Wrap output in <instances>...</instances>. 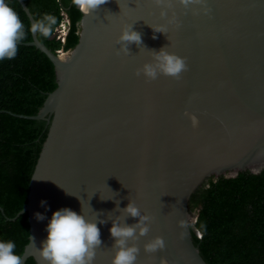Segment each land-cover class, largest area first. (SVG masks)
Masks as SVG:
<instances>
[{
  "label": "water",
  "instance_id": "1",
  "mask_svg": "<svg viewBox=\"0 0 264 264\" xmlns=\"http://www.w3.org/2000/svg\"><path fill=\"white\" fill-rule=\"evenodd\" d=\"M17 1L30 21L27 45L49 58L57 84L25 117L51 126L27 203L12 219H29L22 264H45L31 237L40 247L52 213L65 207L97 220L93 264H112V223L139 222L124 213L129 202L150 217L147 234L128 242L139 249L135 264H206L189 230L191 194L212 176L264 170V0H107L92 11L75 0L79 41L63 56L38 40ZM130 25L142 44L126 54L117 40ZM162 48L184 59L179 76L143 74ZM156 237L164 248L146 251Z\"/></svg>",
  "mask_w": 264,
  "mask_h": 264
},
{
  "label": "trees",
  "instance_id": "2",
  "mask_svg": "<svg viewBox=\"0 0 264 264\" xmlns=\"http://www.w3.org/2000/svg\"><path fill=\"white\" fill-rule=\"evenodd\" d=\"M22 1L35 22L55 20L50 35L37 31L38 40L49 50L68 52L77 45L82 13L75 0ZM6 2L19 15L25 35L16 56L0 60V240L14 242V252L22 256L29 242L28 215L12 219L27 203L30 180L51 126L25 117L38 114L57 84L49 58L27 45L32 41L31 26L21 4ZM65 16L69 30L62 43L55 32ZM189 212L196 215L189 226L191 238L206 264H264V170L208 178L191 194ZM25 264L36 263L28 258Z\"/></svg>",
  "mask_w": 264,
  "mask_h": 264
},
{
  "label": "clouds",
  "instance_id": "3",
  "mask_svg": "<svg viewBox=\"0 0 264 264\" xmlns=\"http://www.w3.org/2000/svg\"><path fill=\"white\" fill-rule=\"evenodd\" d=\"M105 3L107 0H78V4L86 11L95 10ZM46 20L47 23L44 21L34 23L32 31L34 33L39 31L44 36L50 35L51 25L55 23V20L52 17H46ZM153 30L163 32L161 29ZM24 35V25L17 12L6 0H0V60L12 59L16 56L17 45ZM117 43L121 45V51L127 54L129 45L142 44V37L139 32L133 30V25H130L121 31ZM154 59V64L143 66V74L153 79L158 72L177 77L186 69L183 58L170 54L163 48L155 52ZM40 205L45 208V211L48 210L47 201L41 200ZM123 211L129 217L139 218V222L135 225H121L118 221L112 223L109 233L117 249L112 264H135L139 249L128 242L147 234L149 226L145 221H148L150 217L142 216L132 202H129ZM34 216L37 221L46 219V216L40 212L35 213ZM103 222L100 221V223ZM45 231L47 235L40 247L35 245L34 238L31 237L32 245L45 264H93L96 249L102 243L97 220H89L82 211L78 214L65 207L52 213ZM15 248L14 242L0 240V264H22L23 257L14 252ZM163 248L164 241L161 237H156L145 245V250L149 252Z\"/></svg>",
  "mask_w": 264,
  "mask_h": 264
},
{
  "label": "built area",
  "instance_id": "4",
  "mask_svg": "<svg viewBox=\"0 0 264 264\" xmlns=\"http://www.w3.org/2000/svg\"><path fill=\"white\" fill-rule=\"evenodd\" d=\"M69 30V21L67 19V17L65 16V19H63V21L59 24V26L56 29L55 32V36L57 40H60L62 43L65 42V37L68 33ZM67 52H64L63 50H58L56 51V54L58 56H63L65 55ZM197 236L199 237V233H197Z\"/></svg>",
  "mask_w": 264,
  "mask_h": 264
},
{
  "label": "bare ground",
  "instance_id": "5",
  "mask_svg": "<svg viewBox=\"0 0 264 264\" xmlns=\"http://www.w3.org/2000/svg\"><path fill=\"white\" fill-rule=\"evenodd\" d=\"M85 10V9H84ZM223 143H221L220 145L222 146ZM221 146H219L218 148H222Z\"/></svg>",
  "mask_w": 264,
  "mask_h": 264
}]
</instances>
